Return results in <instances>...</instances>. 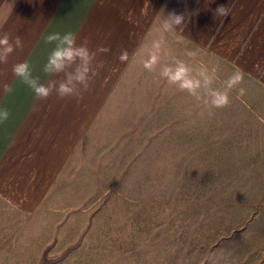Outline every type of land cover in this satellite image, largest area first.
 <instances>
[{
	"label": "crops",
	"instance_id": "0c3cea01",
	"mask_svg": "<svg viewBox=\"0 0 264 264\" xmlns=\"http://www.w3.org/2000/svg\"><path fill=\"white\" fill-rule=\"evenodd\" d=\"M219 5L227 16L215 14ZM173 14L183 16L180 25ZM69 32L96 53L95 75L86 91L73 81L82 98L53 91L37 99L13 66L26 62L38 83L58 88L80 61L45 73L59 45L47 37ZM4 33L15 50L0 63V109L10 113L0 124V240L8 210L26 216L68 211L59 200L80 183L117 175L120 159L132 164L151 160L152 150L165 151L157 137L152 143L150 129H184V118L215 112L230 116L232 86L264 89V0H0V38ZM123 52L128 58L121 61ZM237 75L252 81L234 82ZM239 94L240 101L251 100ZM141 132L149 134L146 142L136 139Z\"/></svg>",
	"mask_w": 264,
	"mask_h": 264
},
{
	"label": "rangeland",
	"instance_id": "374dc122",
	"mask_svg": "<svg viewBox=\"0 0 264 264\" xmlns=\"http://www.w3.org/2000/svg\"><path fill=\"white\" fill-rule=\"evenodd\" d=\"M231 88L230 116L150 129L164 153L80 183L70 210H8L0 264H264V89Z\"/></svg>",
	"mask_w": 264,
	"mask_h": 264
},
{
	"label": "clouds",
	"instance_id": "9594fccd",
	"mask_svg": "<svg viewBox=\"0 0 264 264\" xmlns=\"http://www.w3.org/2000/svg\"><path fill=\"white\" fill-rule=\"evenodd\" d=\"M216 15L227 16V7L225 5H219L215 10ZM173 23L180 25L183 22V16L173 14ZM168 25H166L167 27ZM77 37L74 33H65L61 35L59 33L50 34L47 37L48 43H53L54 41H59V45L55 47L51 54L49 55L47 62L43 66V71L45 73H54L63 71L66 67H70L77 60L80 61V66L77 67L75 75H68L67 82H61L58 88H55V84H44L38 83V77H33L30 66L25 63H19L13 66V73L22 79V81L28 85V87L34 92L37 99H47L53 91L60 98L66 97H77L82 98V92L76 90L75 84L73 81L84 86V91L89 87V82L92 77L95 75L93 70L90 68L92 61L96 57L95 52H91L85 44L77 45ZM10 37L7 33L2 35L0 38V49H2V54H0V63H7L8 56L13 53L15 50L13 45L9 42ZM158 46V45H157ZM15 47L22 48V42L19 37L15 39ZM101 52H107L108 49L101 48ZM120 60L124 61L128 58L127 52H123L120 55ZM155 62V57L152 58ZM148 66V65H146ZM181 72L185 69L181 68ZM242 79L240 75L234 77V82H238ZM184 86L192 87L191 82H188ZM243 90H241V93ZM224 103H227L225 98ZM10 113L7 109H0V124L4 123L9 119Z\"/></svg>",
	"mask_w": 264,
	"mask_h": 264
}]
</instances>
